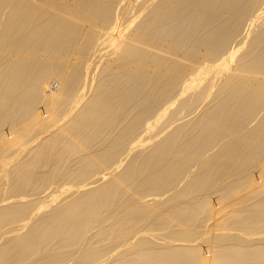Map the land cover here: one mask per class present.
Segmentation results:
<instances>
[{
	"label": "bare ground",
	"instance_id": "bare-ground-1",
	"mask_svg": "<svg viewBox=\"0 0 264 264\" xmlns=\"http://www.w3.org/2000/svg\"><path fill=\"white\" fill-rule=\"evenodd\" d=\"M0 264H264V0H0Z\"/></svg>",
	"mask_w": 264,
	"mask_h": 264
}]
</instances>
